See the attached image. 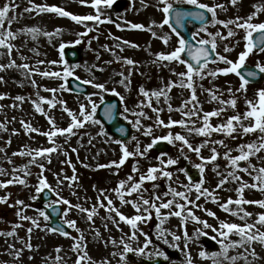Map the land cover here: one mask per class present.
Listing matches in <instances>:
<instances>
[{"label": "rangeland", "instance_id": "obj_1", "mask_svg": "<svg viewBox=\"0 0 264 264\" xmlns=\"http://www.w3.org/2000/svg\"><path fill=\"white\" fill-rule=\"evenodd\" d=\"M8 2L9 0H0V6ZM91 2L92 0H87V3L82 4L80 0H33L35 4L61 7L80 16L97 14L96 9L91 6ZM201 2L210 6L224 5L223 8H217L216 11L217 19L225 21L235 19L237 16L246 18L256 11L255 6L264 5V0H237L235 5L231 3V0H201ZM15 4L19 7L9 13L10 17H15L10 25L11 31L16 36L11 41L15 47L11 56L6 54V49L0 48V64L7 65L10 60H15L17 65L27 63L32 69L39 72H60L61 77L28 75L26 70L19 67L6 68L4 71H0V78H2L0 79V95L4 96V99H0V125L4 126L0 127V169L4 172L3 175H0V181L10 180L13 175L26 181L25 184L13 183L6 188H0V197H8L6 203H0V233H5V235H0V264H76L78 250L74 249V244L77 241L81 245H86L84 250L91 258V264H144L145 261L155 260H163L166 264H186L187 253L191 254L193 264H213L212 259H202L200 252L202 250L218 252L220 246L215 243L216 247L210 250L201 241L203 235H200L198 239L196 238L197 230L201 229L207 232L209 238L216 236L217 233L213 232L211 228L204 229L202 224L193 221L191 218L182 222V217L169 215L173 209H161L159 218L155 214V209H149L152 212V218L138 223L137 240L131 241L128 239L133 231L131 226L120 221L115 212L109 213L105 207H100L101 202L107 205L105 197H108L112 199L114 206L128 217L137 214L147 215V213H143V208L147 206L142 205L140 195L144 199H154L155 196H160V201H156L158 205L161 202L174 199L171 195H163L168 190L169 185L178 191L185 192L190 200L200 205V207H195L188 204L183 213L184 216L187 215V210L191 209L200 220L207 221L214 227H219L220 221L239 225L248 223L255 224L257 229L264 232V226L256 223L259 214L264 213V208L257 204L239 206L252 213L250 217L244 219H241L243 212L240 215H232L220 207V204L225 203L229 198L233 200L240 198L237 189L241 186L240 181L234 180L228 175L235 169L229 166L230 161L225 158L224 154L231 150V156L239 155L238 145L259 142L258 138L261 134L258 131L245 135L238 128L233 133L235 138L216 132L206 138L189 133L187 128L178 125L171 128L158 126L156 124L157 113L153 112L152 108L138 107L141 101L147 103V98L140 94L141 87L152 92L164 88L170 81L179 84L180 77L175 73L186 71L185 66L178 62L159 61L157 59L158 53H170L178 46V38L171 33L170 28L167 25L160 27L163 22V13L159 10L161 6L158 0H114L111 7L101 5V19L106 21L110 19L111 23L85 21L82 24L76 23L70 17L59 16L57 13L25 12L26 7H31L29 0H15ZM253 22H264V12H260ZM117 24H120L121 27L117 28ZM131 24L144 25V29H132ZM5 27H9L7 22ZM88 27L93 29L88 32V35L82 37L78 35V33L87 31ZM28 28L39 30L35 34V38L32 33L25 31ZM57 29L60 31L57 32ZM199 30L200 28L194 35ZM234 31L236 34L227 39L216 37V52L236 61L239 53L244 51L245 41L243 37L245 33L242 29H234ZM217 32L227 36L228 29L220 24L209 23L207 25V33L215 34ZM46 33H53V35L48 36ZM153 33L156 34L155 37ZM207 33L199 32L197 39H210ZM164 37H168L167 44L164 43ZM77 39H80L81 43H74ZM124 41H129L138 47H131ZM61 44L65 45L64 49L68 46H78L82 49L83 56L80 63L76 65L67 63V66L74 71L73 76L79 77L81 81L91 80L94 83L104 84L106 91L94 88L92 84H89L95 95L90 100L67 91L63 79L64 62L66 61L60 51ZM225 47L230 48L231 51L225 52ZM125 58L135 61V65H127L124 62ZM41 61L43 63H40ZM52 61H57V63L53 64ZM257 62L264 64V52L254 51L246 60V64L254 66ZM225 67L228 65L211 63L207 70ZM120 73H123V76ZM121 80H124L125 83L121 84ZM240 83L239 77L233 73L218 75L215 78L210 76L204 79H200L198 76L194 77V86L202 111L225 109L219 117L210 118L213 125L225 122L232 115L245 112V99H255L256 91L264 88L263 81L256 88H250L248 85L246 92L237 91ZM61 85H64V89L61 88ZM230 88L231 93L229 92ZM46 89H57V91L53 94ZM112 89L119 93V97H123L124 109L125 107L129 109L128 112L123 111L124 117H127L130 122L140 120L139 128L132 123L135 132L133 137L136 139H132L126 144L130 152H136L137 144H139L140 151L143 152L154 137L165 136L169 132L186 136L194 147L201 145L206 139L213 142L223 140L225 145L205 144L198 156L186 147L181 152L182 145L179 141L169 144V151L163 153L166 154L164 159L174 158L179 161L176 165L168 166L166 169L173 173L172 179L168 180L161 176L156 181H145L139 194L134 193L131 197H125L128 200L140 202L142 205L141 213H137L131 203L122 204L113 190L118 187L120 181L127 182L129 176L138 181L140 175L147 173L148 168L162 167L158 159L161 154L154 152L151 148L144 156H130L118 168L115 166L100 167V165H110L113 161L118 163L122 157L121 145L111 137L101 134L103 128L100 124L89 121L83 127L73 129L74 134L57 135L53 138L54 144L49 142L47 136L40 134L52 130L49 118L55 121L57 128H67L70 125L71 117L64 111L65 107L77 114L79 118V109L82 104L90 111L92 102L98 105L101 102V97L104 94L112 93ZM208 89L217 90V95L221 100L226 101L234 97L237 101L236 108L211 100ZM17 96L24 97V100H16L15 97ZM168 96L170 98L168 102H165L163 97L160 98L159 102L155 97H152V106L163 109L159 113V119L166 124L170 119L177 121L184 119L181 112L175 109L180 108L182 103L190 98L191 90L179 86L172 87ZM41 97L52 100L55 107L42 102ZM37 103L43 108V114L36 111L35 104ZM169 103L172 106V111H169ZM140 111H143L145 116L133 115V113ZM192 119L196 120V127L201 126L200 120L196 117ZM21 121L38 131H27ZM243 123L247 125L250 121L244 120ZM148 127H151L152 134L144 135V131ZM54 146L58 150L50 154L51 162H49V158L40 157L37 159V163H30L31 157L28 155H13L14 153ZM212 147L217 149L219 156L216 161L204 163V171L201 174L200 169L195 165L203 163L201 156L207 158L212 155ZM185 156L188 158L185 159ZM250 163L255 165L257 169L264 167V150L250 157ZM39 164L44 165L43 176L46 177L48 184L54 190L53 202L62 197L73 206L69 209L68 205L59 203L63 208V213L67 211V217L63 215V222L65 219L76 222V228L69 227L70 234L66 237L51 231L48 228L49 219L46 221L39 215V211L45 212L41 203L37 201L41 193L36 191L41 173ZM241 165L249 167V162L242 161ZM25 166H27L29 175L25 176L23 171L13 172V169H24ZM73 166L75 172H73ZM134 166L139 171L133 172ZM194 171H196L198 180L191 182L187 175ZM236 174L249 184L254 182L246 172L238 171ZM73 175L77 177L75 181L65 179V177L70 178ZM254 175H256L255 172H253ZM57 177H59V181ZM221 180H227V182L222 187H217ZM201 181H203L202 188L212 192L219 201L218 203H214L211 197L207 196H201L197 200L198 194L194 187L189 191V184L194 186ZM102 190L103 195L101 194ZM243 198L249 201H261L264 200V191L257 188H245ZM17 200L24 201V205H17ZM175 201L185 203L179 197H176ZM75 205L90 210L95 206L96 214L93 215L92 220H88L87 213L81 212ZM229 207L234 211L238 208L235 204L229 205ZM18 211H22L24 216L35 218L39 226L33 225L30 220H21L17 216ZM208 211L215 213V216H209ZM162 219L163 223L161 224ZM15 225H20V227H15ZM157 225L166 230L165 234L169 241L179 244V248L171 247L169 244H165L163 239L157 238ZM29 228L32 229L30 234L28 233ZM185 228L189 237H193V240L188 243L187 249H185V240L183 239ZM10 231H14L15 235H6ZM169 232L180 235L181 240L172 241L171 236L168 235ZM141 233H146L152 240L145 254L137 255L136 252H129L125 255V259L121 260L120 254L124 247L121 242L122 239L134 249L143 247L145 236ZM81 235H83V240H80ZM230 239L239 240L240 237L233 234ZM29 243L31 249L26 247ZM253 249L256 253L255 256L252 255ZM157 250L163 251L168 259L165 260L163 256H156ZM17 252H19V256H17ZM114 253L116 255H113ZM147 253H153V255L149 256ZM58 256L60 257L59 260H57ZM228 256L237 257V259L233 262L221 255L216 257V264H264V244L254 241L245 244L243 247L230 248ZM243 257H247V259ZM81 264H89V262L81 261Z\"/></svg>", "mask_w": 264, "mask_h": 264}, {"label": "snow or ice", "instance_id": "obj_2", "mask_svg": "<svg viewBox=\"0 0 264 264\" xmlns=\"http://www.w3.org/2000/svg\"><path fill=\"white\" fill-rule=\"evenodd\" d=\"M82 4L87 3V0H80ZM114 3V0H92L91 6L96 9L97 14L96 15H74L65 9L57 6H49L46 4H35L33 3V0H29V4L31 7H26L24 9L25 12H33L37 11V13H44V12H51V13H57L59 16L62 17H70L73 21L76 23H84L85 21H96L98 23H105L112 21L108 19L107 21L104 19H101V5H104L106 7H111ZM159 5L161 6L159 10L163 13V22L160 25V27H163L164 25H167L171 33L174 34L178 40L177 44L178 46L175 47L174 50H172L170 53H158L157 59L159 61H169V62H178L179 64H182L185 66L186 71L175 73L178 77H180V82L177 84L176 82L170 81L167 85H165L164 88L155 90L152 92H149L145 90L143 87L140 88V94L147 98V103L144 101H141V104L138 105V107H150L152 108L153 112L157 113V119L156 124L158 126H164L171 128L173 126H180L183 128H187L189 133H194L203 137H210L213 132L216 133H223L226 136L233 137V133L237 131L239 128L243 134L248 133H254L259 132L261 135L258 138L259 142H252L247 144H240L238 145L237 150L239 151V155L231 156L229 150L224 154L225 158L230 161V167L235 169V171L229 172L228 175L231 176L234 180L240 181L241 186L237 189V193L240 198L233 200L232 198H229L225 203L220 204V207L225 211L229 212L232 215H240L241 212H243V216H241V219H244L246 217H250L252 213L245 211L243 208L239 207L243 204H257L259 207L264 208V200L261 201H249L245 200L243 198V192L245 188H257L260 191H264V167H261L257 169L255 165H252L250 163V157L255 156L262 150H264V88H260L256 91L255 99H245L246 103V111L243 113H237L235 115H232L227 118L225 122H222L218 125H213L210 122V118L212 117H219L222 112L225 111L224 108H219L213 111L203 112L202 107H199V100L196 94V89L194 86V77H200V79H204L207 76L215 78L218 75H228L230 73L235 74L240 79V87L237 91L246 92L247 86L249 83L253 82L257 78H264V64L257 62L254 68H246V60L250 54H252L254 51L258 52H264V22L254 23L253 20L258 16L260 12H264V5H257L256 11L253 12L251 15L247 16L246 18L237 16L235 19H229V20H219L217 19V8H223L224 5L222 4H216L214 6H210L206 3H202L201 0H158ZM231 3L235 5L237 3V0H231ZM189 5L193 6L195 9H198V11H189L184 10L182 7H176L175 5ZM19 5L15 4V0H9L8 3H4L3 6H0V48L6 49V54L11 56V53L13 51V48L15 47L12 44V40L16 38L15 33L11 31L10 25L12 21L15 19V17H10L9 13L11 11H14L16 8H18ZM206 13L211 14V18L209 20V17L206 15ZM192 19L195 21H199L202 25L199 32H205L207 33V24L212 23L213 25L220 24L224 28L228 29L227 36H224L222 33L217 32L215 34L213 33H207V35L210 37V39H204L200 38L197 39V36H199V32H197L195 35H193L192 39L195 41V46L191 43H189L182 35L181 32L178 30L179 28H183L185 26V21L188 19ZM9 25L8 28L5 27V24ZM117 28H120L121 25L117 24ZM234 26V27H230ZM130 27L132 29H144V25L141 24H131ZM234 29H242L245 33L243 39L245 41L244 45V51L239 53L238 59L236 61L228 59L224 55H220L216 52L217 44H216V37H220L221 39H227L229 37L234 36L236 33ZM93 29L91 27L87 28V31L83 33H78L79 36H86L88 35V32L92 31ZM25 31L32 33L33 37L35 38V34L39 31L36 28H28L25 29ZM60 30L57 29V32ZM48 36H52L53 33H46ZM155 33H153V36L155 37ZM118 39V38H117ZM164 43H168V37L163 38ZM74 43L79 44L81 43L80 39H77ZM125 44H129L131 47H138V45L131 44L129 41H124ZM65 45L61 44L60 51L61 54H63V49ZM225 52L231 51L230 48L225 47ZM184 53H187V58H184ZM215 54V58H213ZM124 62L127 65H135V61L132 59L125 58ZM194 62V63H193ZM40 63H43L41 61ZM51 63L56 64L57 61H52ZM65 63V68L63 71V79L67 81V78L74 75V71L72 68L67 66V62ZM209 63H224L228 65V67L225 68H216L213 70H207ZM11 67H19L21 69L26 70V73L28 75H36L39 74L44 77L53 76V77H61L60 72H49V71H42L39 72L38 70L32 69L29 64L24 63L17 65L15 60H10V62L5 64H0V71H4L6 68ZM121 76H123V73H120ZM2 79V78H0ZM77 80H79V77H76ZM85 84H92L94 88L100 89L102 91H106L104 84L100 83H94L91 80H85L83 81ZM121 84H124L125 81L121 80ZM130 83V81H129ZM33 84L35 85V81L33 80ZM182 87L187 88L191 90V96L189 99L185 100L180 108L175 109L176 111H180L184 119L181 120H169V122L166 124L163 120L159 119V113L163 110L161 108L153 107L152 106V97H155L157 102H159L160 98L163 97L165 102L169 101L168 92L171 91L172 87ZM61 88L64 89V85H61ZM47 91H51L53 94L57 91V89H46ZM114 95L119 96V93L115 91V89L111 90ZM209 95L211 97V100L217 101L220 104H227L232 108H236L237 101L233 97L230 100H221L220 97L217 95V90L214 89H208ZM231 88L229 89V92L231 93ZM0 99H4L3 95H0ZM18 101H23L24 97L17 96L15 97ZM42 102L47 103L51 105L52 107H55V104L52 100H47L43 97L40 98ZM91 98L89 97V100ZM121 100H123V97H120ZM191 105V107H189ZM15 106V105H14ZM35 108L37 112H40L41 114L44 113L43 108L40 107V104H35ZM169 111H172V106L169 103L168 104ZM115 109V105H108L105 109V116L111 120L113 119V110ZM97 110V105L92 102L91 104V110L89 111L85 105H81L79 109V118L77 114H74L71 110L67 109L65 107L64 111L68 113V115L71 117V123L67 128H57L55 125V121L52 118H49V123L52 125V130L44 133H40L42 135H45L48 137V140L50 143L54 144V137L57 135H65V134H74L73 129L81 128L84 126L87 122H92L95 124H99L100 122L95 119ZM125 112H128L129 109L125 107ZM202 113V115H201ZM133 115H137L140 117L145 116V113L143 111L133 113ZM196 117L198 120L201 121V126L196 127V120H193L192 118ZM127 119V117H125ZM244 120L250 121L249 124L245 125L243 123ZM24 128L29 132H37L38 130L35 128H32L31 125L25 123L24 121H21ZM135 126L139 128L140 126V120L137 119L135 121H132ZM0 127H4L3 125H0ZM121 133H123L125 130L123 128L120 129ZM106 135V133H101ZM152 129L151 127H148L144 131V135H151ZM235 138V137H233ZM132 139H136L133 137ZM164 140L167 141L169 144H174L175 142L179 141L181 143L180 151L183 152L184 148L186 147L188 150L195 152L198 156L201 153V149L205 146V144L209 143H217L221 146L224 145L223 140L219 141H211L210 139H206L204 143H202L199 146L194 147L192 143L189 142L188 138L182 134L176 133L173 134L169 132L165 136L160 137H154L152 142L147 145V147L144 149L143 152L140 151L139 144H137L136 152H130L127 148V146L117 140L116 143L121 145V151H122V157L117 163L116 161H113L110 165H100V167H120L124 164V162L130 157L134 155H140L144 156L158 141ZM58 149L57 147H49V148H39L34 149L28 152H20V153H14L13 155H28L31 157L30 163H37V159L40 157H46L49 158L50 161V154L53 152H56ZM73 151H76L73 149ZM212 155L210 157H203L201 156V161L203 163L195 165L198 169H200L201 174H203L204 171V163L216 161L219 153L217 152V149L215 147L211 148ZM166 154H161L159 159V163L162 167H150L147 170L146 174H142L139 177V180L136 181L132 176L128 177V181H120L119 185L115 191L116 195L120 199V202L122 204H128L131 203L132 207L136 210L137 213H141L142 205L147 206L143 208V213H147V215L144 214H137L132 217H128L121 213L119 209H117L111 198L105 197L107 199V205H105L103 202L100 203V207H105L106 210L109 213L115 212L116 215L119 217L120 221H123L131 226L133 229L131 235L128 237L129 240L135 241L137 240V230H138V223L139 222H145L152 218V212L149 211V209H155V214L159 218L161 216V209H173L169 215H175L177 217H182V222L186 221L187 218H191L193 221L200 223L203 225L204 229L211 228L213 232H216L217 235L211 237V239L217 243L220 246V250L217 251H205L202 250L200 252V257L202 259H212L213 264H216V257L223 255L226 259H230L231 261H235L237 257H229L228 251L230 248H236V247H243L245 244H250L254 241H259L260 243L264 244V232H261L259 229L256 228L255 224H248L245 223L244 225H239L236 223H229L226 221H220L219 227H214L213 225L208 224L207 221L200 220L199 217L195 216L194 212L191 209L187 210V215L184 216L183 213L185 211V208L188 204H192L195 207H200V205L195 204V201H192L189 199L188 195L183 191H178L169 185L168 190L163 194L165 196L171 195L174 199L167 200L165 202H161L157 205L156 201H160V196H155L154 199H144L142 195H140V201H142V205L140 202H137L135 200H128L125 197H131L134 193L139 194L142 185L145 181H156L161 176L164 178H167L168 180H171L173 177V173L171 171L166 170L168 166L176 165L179 161L178 159L174 158H168L167 160L164 159V156ZM188 157L185 156V159ZM242 161H248L249 167H243L241 165ZM11 163V161H9ZM39 167L41 168V173L39 177V183L36 188L37 193L42 192L44 189H48L49 191H54L51 188V185L48 184L46 177L43 176L44 172V165L39 164ZM251 168V171L249 169ZM17 171H23L24 175L27 176L30 173L27 171V166H25L24 169H13V172ZM139 169L137 167H133V172H137ZM181 171H184L181 169ZM238 171L246 172L249 176L252 177L253 183L249 184L246 181H243L240 176H238L236 173ZM73 172H75V167L73 166ZM253 172L256 173V175L253 176ZM4 172L2 169H0V175H3ZM185 175L187 173L185 172ZM59 181V177H57ZM65 179H70L72 181H75L77 177L73 175L72 177H65ZM189 180L191 178L189 177ZM227 180H221L220 184L217 187H222L224 183H226ZM13 183H19V184H25L26 181L19 177L13 175L12 179L7 181H0V188H6L8 185ZM203 181L196 183L194 186L189 184V191L192 190L194 187L195 192L198 194L196 199L199 200L201 196H207L211 197L212 201L214 203H218L219 201L217 198L213 195L212 192H210L206 188H202ZM146 191V189H145ZM101 194L103 195V190L101 191ZM57 196H59L58 193H56ZM179 197L182 200L185 201V203H177L175 201V198ZM8 197H0V203H6ZM56 203L68 205L69 209L73 207L70 202L62 197L56 201ZM17 205H24V201L17 200ZM235 204L238 206L237 210H232L229 205ZM52 205L49 204V207ZM76 208H78L81 212L87 213V219L92 220L93 215L96 214V207L93 206V208L87 209L83 208L80 205H75ZM179 209V210H176ZM39 211V210H37ZM207 214L209 216H215V213L208 211ZM39 215L44 218V220H48L49 216L44 211H39ZM65 217H67V211L63 213ZM17 216L21 220H30L31 223L35 226H39L38 221L35 218L24 216L22 214V211L17 212ZM166 219V217H164ZM64 223L67 224L70 228H76V222L74 220H67L65 219ZM163 223V219L161 220V224ZM256 223L264 226V213L259 214L258 219ZM15 227H20V225H15ZM255 229V231H253ZM79 231V229H76ZM51 231L53 232H60L61 235L68 236L69 233L64 231L63 228L55 227L52 228ZM157 231H158V239H163V242L165 244H169L171 247L179 248V244L171 243L169 239L166 236V230L163 229L160 225H157ZM32 232V229H28V233L30 234ZM145 236V241L143 244V247H137L132 248L129 243H126L122 239V243L124 245L123 252L120 254L121 260L125 259V255L129 252H136L137 255H143L146 252V249L149 247V245L152 243V240L148 237L146 233H141ZM237 235L240 237L239 240H231L230 237L232 235ZM0 235H5V233H0ZM8 236L15 235L14 231H10L6 233ZM168 235L171 236L172 241H180L181 236L176 235L175 233H168ZM200 235L207 236V232L201 230H197L196 238L198 239ZM183 239L185 240V249L188 247V243L193 240V237H189L187 233V229L185 228L183 232ZM80 240H83V235H81ZM115 243V241H113ZM26 247L31 249V244H27ZM74 249L78 250V258L76 260V264H81V261H88L89 264H91V258L88 256V253L86 250V245H81L79 241H77L74 244ZM57 251H60L57 249ZM247 251V249H246ZM149 256L153 255V253H147ZM113 255H116L115 253ZM156 256H163L165 260L168 259V256L160 250H157L155 252ZM187 260L186 264H193L192 257L190 253H187ZM252 255L255 256V250L253 249ZM17 256H19V252H17ZM244 259H247V257H243ZM60 257H57V260H59Z\"/></svg>", "mask_w": 264, "mask_h": 264}, {"label": "water", "instance_id": "obj_3", "mask_svg": "<svg viewBox=\"0 0 264 264\" xmlns=\"http://www.w3.org/2000/svg\"><path fill=\"white\" fill-rule=\"evenodd\" d=\"M195 11V10H194ZM187 21V20H186ZM201 24V23H200ZM196 28V25L195 26H192L191 28L187 27L186 23H185V28H179L178 30L182 33H184L186 31V33H184L185 37H187L190 41L192 40V37H191V34L192 32L195 30ZM189 41V42H190ZM192 44V43H191ZM186 58H187V54L184 55ZM214 58V56H213ZM194 63V62H193ZM261 80V78H257L255 79L253 82H259ZM68 85L69 87L74 90V91H77V88H76V85L74 82H72L71 80L68 82ZM106 107H101V109L98 111V118L105 121L106 122V128H107V132L108 133H111V134H116L117 132L119 133L118 136H121L124 140H129L133 134V132L131 131L130 127L125 123L123 122L122 120L119 119V113H120V110L118 108V111L114 112L113 113V119L109 120L106 116H105V112H104V109ZM112 125V127L110 125ZM129 128V129H126V128ZM123 128L125 131L123 132L124 135L126 136H122L120 133V129ZM165 147H163L162 145H160V150H164ZM44 202L46 201H49V198L43 200ZM59 216L60 214H55L54 215V218L52 219V222H51V228H55V227H60V228H63L64 231L68 232V230L64 227V225H62L59 221ZM146 264H164L162 261H156V262H147Z\"/></svg>", "mask_w": 264, "mask_h": 264}, {"label": "bare ground", "instance_id": "obj_4", "mask_svg": "<svg viewBox=\"0 0 264 264\" xmlns=\"http://www.w3.org/2000/svg\"><path fill=\"white\" fill-rule=\"evenodd\" d=\"M110 11H112V9H109Z\"/></svg>", "mask_w": 264, "mask_h": 264}]
</instances>
